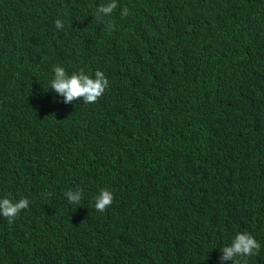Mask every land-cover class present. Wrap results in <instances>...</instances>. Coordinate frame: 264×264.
I'll list each match as a JSON object with an SVG mask.
<instances>
[{
	"label": "trees",
	"instance_id": "obj_1",
	"mask_svg": "<svg viewBox=\"0 0 264 264\" xmlns=\"http://www.w3.org/2000/svg\"><path fill=\"white\" fill-rule=\"evenodd\" d=\"M109 2L0 0V264H264V0ZM57 65L108 87L66 105Z\"/></svg>",
	"mask_w": 264,
	"mask_h": 264
},
{
	"label": "clouds",
	"instance_id": "obj_2",
	"mask_svg": "<svg viewBox=\"0 0 264 264\" xmlns=\"http://www.w3.org/2000/svg\"><path fill=\"white\" fill-rule=\"evenodd\" d=\"M117 6L116 0H111V2L101 5L96 9L94 18L98 22L106 23L107 29L111 30L114 26L106 22L104 18L111 16ZM128 14L129 10L127 8H124L121 12L123 16ZM54 23L56 29H63L64 23L62 20L57 19ZM53 72L54 78L51 80L50 89L59 97H62V102L66 105L80 100H83L85 104H95L102 97L109 84V81L101 71L95 72V78L85 74L83 70L69 76L63 67L57 65L54 66ZM64 195L69 204L80 205L82 199L81 190H69ZM113 199V194L109 190H101L95 197V210L103 213L111 206ZM28 206L29 201L27 199H20L18 202H13L8 198L0 199V216L6 218L8 223L11 224L21 210L28 208ZM260 247V244L252 235L248 233L237 234L230 246H225L221 249L220 261L222 264L229 260L234 261V264H241V261L237 260L236 257L258 255Z\"/></svg>",
	"mask_w": 264,
	"mask_h": 264
}]
</instances>
